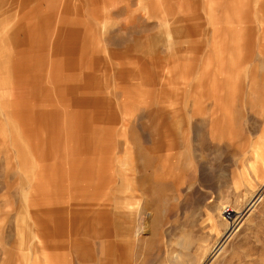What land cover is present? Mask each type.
I'll return each mask as SVG.
<instances>
[{
  "label": "rangeland",
  "instance_id": "obj_1",
  "mask_svg": "<svg viewBox=\"0 0 264 264\" xmlns=\"http://www.w3.org/2000/svg\"><path fill=\"white\" fill-rule=\"evenodd\" d=\"M32 1L43 4L46 70L18 79L37 77L62 139L52 151V132L19 136L6 69L27 47L25 12L18 3L2 27L0 7V264H264V0ZM225 38L243 39L233 60ZM54 73L66 75L60 87ZM71 113L91 180L69 168Z\"/></svg>",
  "mask_w": 264,
  "mask_h": 264
},
{
  "label": "crops",
  "instance_id": "obj_2",
  "mask_svg": "<svg viewBox=\"0 0 264 264\" xmlns=\"http://www.w3.org/2000/svg\"><path fill=\"white\" fill-rule=\"evenodd\" d=\"M18 3L20 7L19 9H22V7H24L25 12L24 15L17 16L16 19V24H22L20 26V30L24 32L23 40L20 39L18 44H22L27 47L25 50H16V52H14L13 56L10 58L11 61L9 62L6 69L7 74L10 73L12 74V76L15 75L17 78L16 81L13 84H9L8 87L9 93L13 98V103L8 105V110L10 111V114L15 118L14 123L19 127L18 133L22 140L30 141L32 140V137H39V134L41 133L49 134V132H52V134L50 133L52 137L49 139L48 145L50 146V149L54 151L55 148L57 149L59 147L58 142H60L62 139V120H59L60 114L55 111L53 107H48L47 109L46 107L38 106L37 101H42L45 98L46 93L43 89L37 88L39 85V80H37L36 76L30 79L26 78L25 80H20V78L18 79V76L22 75L19 71H25L28 68L33 69L34 67L37 71L40 72V74H43L44 70H46V66H44V64H42L41 62L43 61L42 58L46 52V44L44 43L47 34L41 31V19L38 18L36 13L38 7L43 4H37L36 6H34L32 0H0V7H2L1 14L3 18L2 27L10 25L11 21L14 19L15 13H17L18 11ZM41 3H44V1ZM11 5L13 6V10H11ZM10 12H12L14 15L12 16ZM238 42H241L240 44L242 45L243 39L238 40ZM231 44L233 43L230 42V38H225V47H228ZM57 49H60L59 43L53 46V50L57 52ZM225 57L226 55H224L221 69L223 75L222 88H224V90L222 89V93H225L222 97V100L229 102V90L227 88L228 78L226 76V74L228 73V61ZM242 63L245 67L246 60H243ZM49 66L52 68H58L59 65L52 60ZM214 69H216L215 72L218 73L219 66L213 68V71H211V80L213 78ZM50 78L52 84L60 87L66 80V75L61 73H54L50 76ZM250 80L251 79L249 75H247V73L245 75L243 74V80L241 82V85H243L237 93V101L238 99H241L242 91L244 92V86L246 83L248 84V81L250 82ZM251 81L253 83V80ZM210 85V91L212 93L213 100L216 106L215 110H217L218 101L221 99L218 77L216 79V83L212 84L211 82ZM225 106L223 109L224 123L228 127V118L225 113ZM235 112L237 113L236 115H234V117L239 114V110L237 109ZM69 117L70 121L68 122L67 128V134L71 135L69 137V146L67 147L69 150H71V153L69 155V168L71 170V173H73L74 175L78 176L80 174L83 181L91 180L92 177L90 176L93 175L94 162H90L88 159H84L83 157H85L86 154H79L78 152H74L79 145V142L76 141L80 140V137L76 135L74 136V134L77 133V130L81 125L82 120H79L82 119L81 115L77 113H71L69 114ZM229 128L230 127H228V129ZM88 140L90 141L89 144L87 143ZM87 141H84L83 144V147L85 149L90 148L92 145L94 146V144L96 143L95 141L98 140L89 138L87 139ZM60 177L61 176L51 175L48 182L52 189H56L58 187V185L62 181Z\"/></svg>",
  "mask_w": 264,
  "mask_h": 264
},
{
  "label": "bare ground",
  "instance_id": "obj_3",
  "mask_svg": "<svg viewBox=\"0 0 264 264\" xmlns=\"http://www.w3.org/2000/svg\"><path fill=\"white\" fill-rule=\"evenodd\" d=\"M242 28V27H241ZM237 42H238V40H237ZM233 44H231L230 46H229V48L228 47H226V50L228 51V55L233 51L234 52V46L235 45H237V49H235V50H237V53H240V50H241V47H242V45L240 44L241 42H238V44H236V42H232ZM233 53H231V55H230V57H229V59L230 60H233ZM263 149H264V146H263ZM262 158H264V155H262ZM224 213V215L226 216V218H231V217H233V213H234V210H227V211H224L223 212ZM140 227V226H139ZM237 228V227H236ZM138 230H137V232H135V234L134 235H137V236H140L141 235V233H143V226H142V224H141V227L140 228H137ZM232 231H235V228L234 229H232V228H230V229H228V232L226 233V235L224 236V238H223V240H222V242H221V246H222V244H223V242H224V240L225 241H227V239H229V237L232 235ZM134 233V232H133ZM229 236V237H228ZM136 237V236H135ZM221 241V240H220ZM220 243V242H219ZM225 243V242H224Z\"/></svg>",
  "mask_w": 264,
  "mask_h": 264
},
{
  "label": "built area",
  "instance_id": "obj_4",
  "mask_svg": "<svg viewBox=\"0 0 264 264\" xmlns=\"http://www.w3.org/2000/svg\"><path fill=\"white\" fill-rule=\"evenodd\" d=\"M227 210H230V208H226V209H224L223 211H227Z\"/></svg>",
  "mask_w": 264,
  "mask_h": 264
}]
</instances>
